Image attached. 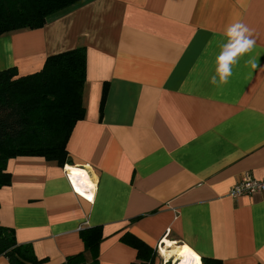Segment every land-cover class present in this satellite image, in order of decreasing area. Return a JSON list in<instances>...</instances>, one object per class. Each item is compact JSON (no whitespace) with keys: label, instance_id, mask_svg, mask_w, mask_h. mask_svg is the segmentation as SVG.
<instances>
[{"label":"crops","instance_id":"obj_1","mask_svg":"<svg viewBox=\"0 0 264 264\" xmlns=\"http://www.w3.org/2000/svg\"><path fill=\"white\" fill-rule=\"evenodd\" d=\"M237 21L256 45L217 87L215 57ZM79 46L85 116L67 157L9 159L0 224L40 264L83 252L80 229L93 226L103 237L98 264H140L125 233L155 251V264H174L168 250L185 246L200 264H264V192L228 195L242 174L264 178V0H83L41 28L1 36L0 71L31 74ZM72 167L91 175L92 201L72 192ZM164 240L173 242L167 260L157 249ZM0 264H9L2 254Z\"/></svg>","mask_w":264,"mask_h":264},{"label":"trees","instance_id":"obj_2","mask_svg":"<svg viewBox=\"0 0 264 264\" xmlns=\"http://www.w3.org/2000/svg\"><path fill=\"white\" fill-rule=\"evenodd\" d=\"M83 0H0V37L37 29L46 19ZM86 49L83 46L48 56L43 67L19 76L12 67L0 71V188L11 183L7 162L38 156L63 164L75 124L85 116ZM103 88L101 107L106 96ZM84 251L61 264H98L103 239L99 226L80 229ZM120 240L137 251L140 264H155V251L129 233ZM85 252L91 257L86 261ZM0 254L9 264H40L29 244H18L11 228L0 224ZM203 264H221L201 259Z\"/></svg>","mask_w":264,"mask_h":264},{"label":"clouds","instance_id":"obj_3","mask_svg":"<svg viewBox=\"0 0 264 264\" xmlns=\"http://www.w3.org/2000/svg\"><path fill=\"white\" fill-rule=\"evenodd\" d=\"M224 36L226 42L221 45L215 57V72L210 77V83L217 87L229 82L233 75V66L237 65L240 59L250 53L256 45L254 30L241 21L227 24ZM248 63L253 68L257 67L254 60H249Z\"/></svg>","mask_w":264,"mask_h":264},{"label":"bare ground","instance_id":"obj_4","mask_svg":"<svg viewBox=\"0 0 264 264\" xmlns=\"http://www.w3.org/2000/svg\"><path fill=\"white\" fill-rule=\"evenodd\" d=\"M66 170L71 176V180L73 182L75 190L81 193L82 195L87 196L85 193V188H94V182L92 180L91 175L88 173V170L74 167H72L71 169L67 168ZM172 244L173 242L169 240L163 241L160 248V253L163 255L164 259L165 254L167 252V248H169ZM168 251L169 254L172 256V260L174 259V264H200V257L187 246L182 249H179V252L177 254L171 249Z\"/></svg>","mask_w":264,"mask_h":264},{"label":"built area","instance_id":"obj_5","mask_svg":"<svg viewBox=\"0 0 264 264\" xmlns=\"http://www.w3.org/2000/svg\"><path fill=\"white\" fill-rule=\"evenodd\" d=\"M65 171H66V177H67V180L69 182L72 192L86 201H89V202L92 201L93 194L90 192V189L85 188V193L87 196L82 195L79 192H77L74 188L70 174L68 173L66 169ZM262 192H264V178L261 180H257V179H254L249 173H245V174H242L239 180L229 189L228 195L232 198H237V197L253 195L256 193H262ZM89 197H91V199H89ZM161 245H162V242H159V244L157 245V249L159 252H160ZM162 264H165V263H162Z\"/></svg>","mask_w":264,"mask_h":264},{"label":"rangeland","instance_id":"obj_6","mask_svg":"<svg viewBox=\"0 0 264 264\" xmlns=\"http://www.w3.org/2000/svg\"><path fill=\"white\" fill-rule=\"evenodd\" d=\"M159 254V253H158ZM177 254V253H176ZM174 260V259H173ZM156 263H158L159 262V257L157 258V260L155 261Z\"/></svg>","mask_w":264,"mask_h":264},{"label":"snow or ice","instance_id":"obj_7","mask_svg":"<svg viewBox=\"0 0 264 264\" xmlns=\"http://www.w3.org/2000/svg\"><path fill=\"white\" fill-rule=\"evenodd\" d=\"M89 199H91V197H89Z\"/></svg>","mask_w":264,"mask_h":264}]
</instances>
